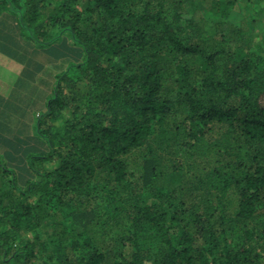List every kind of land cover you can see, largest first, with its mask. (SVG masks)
Here are the masks:
<instances>
[{
	"label": "trees",
	"instance_id": "obj_1",
	"mask_svg": "<svg viewBox=\"0 0 264 264\" xmlns=\"http://www.w3.org/2000/svg\"><path fill=\"white\" fill-rule=\"evenodd\" d=\"M0 54L53 76L0 264H264V0H0Z\"/></svg>",
	"mask_w": 264,
	"mask_h": 264
},
{
	"label": "crops",
	"instance_id": "obj_2",
	"mask_svg": "<svg viewBox=\"0 0 264 264\" xmlns=\"http://www.w3.org/2000/svg\"><path fill=\"white\" fill-rule=\"evenodd\" d=\"M43 75L46 76V80L49 77V81L52 80L51 74L46 75L41 70L36 71V68L29 71L25 65L0 54V113L5 109L9 111L11 99L14 100H12L14 110L10 111L11 114L2 115L8 118L2 119L0 114V157L3 159L11 157L12 161L16 162L24 151L26 140L33 135V121H27V114H31L28 113L26 104L27 98H30L28 96L33 94L34 86L38 87ZM48 83L45 87L40 85L42 89L38 102L42 105L48 96Z\"/></svg>",
	"mask_w": 264,
	"mask_h": 264
},
{
	"label": "rangeland",
	"instance_id": "obj_3",
	"mask_svg": "<svg viewBox=\"0 0 264 264\" xmlns=\"http://www.w3.org/2000/svg\"><path fill=\"white\" fill-rule=\"evenodd\" d=\"M261 25H260V29H261ZM33 59V58H32ZM45 59V57H43V61H45L44 60ZM42 79H45L46 80V76H43V78ZM39 85H41L40 83H39ZM34 130H35V128H34ZM34 134L36 135V131H34ZM4 162H5V164L7 163V161H6V159L4 160Z\"/></svg>",
	"mask_w": 264,
	"mask_h": 264
}]
</instances>
